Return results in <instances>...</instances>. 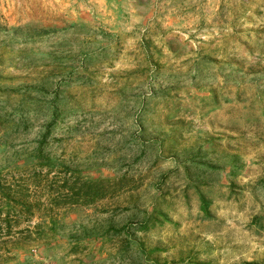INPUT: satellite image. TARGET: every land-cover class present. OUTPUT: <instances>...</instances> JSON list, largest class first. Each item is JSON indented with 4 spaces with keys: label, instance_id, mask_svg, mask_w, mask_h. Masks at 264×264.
Returning <instances> with one entry per match:
<instances>
[{
    "label": "rangeland",
    "instance_id": "obj_1",
    "mask_svg": "<svg viewBox=\"0 0 264 264\" xmlns=\"http://www.w3.org/2000/svg\"><path fill=\"white\" fill-rule=\"evenodd\" d=\"M66 168L130 183L57 208ZM1 174L41 205L0 264H264V0H0Z\"/></svg>",
    "mask_w": 264,
    "mask_h": 264
},
{
    "label": "trees",
    "instance_id": "obj_2",
    "mask_svg": "<svg viewBox=\"0 0 264 264\" xmlns=\"http://www.w3.org/2000/svg\"><path fill=\"white\" fill-rule=\"evenodd\" d=\"M57 121V115L53 117L50 124H54ZM43 150L39 149L38 153L34 156L33 160L41 162L43 160ZM32 161V164H34ZM47 161V160H46ZM52 161L48 159L46 166H52ZM71 170L66 168L64 171L65 176L59 177L55 175L57 181L56 189L48 191L50 199L49 202L54 204L55 207L65 206H89L96 202L105 199L107 197L115 196L120 190H123L130 180L127 178H121L118 180L96 178L90 179L85 178L81 175L71 172L70 175L67 172ZM49 172L42 175L41 171H36L33 175L36 183L34 186L39 187L47 178ZM63 178V179H61ZM46 182L48 180H45ZM34 191L31 189L28 183H22L21 181L11 182L8 180L6 175L0 176V247L5 245L8 240L13 239L17 235H23L28 233L29 236L33 232L30 231L29 227H22L23 224L29 223L32 216L35 214V209L38 208L41 203L40 200H34ZM211 203L203 195L200 197V210L205 217L211 215ZM169 222L168 217L163 213L153 214L147 220L143 221L138 225V229L143 233H148L151 226H154L158 222L163 221ZM116 234H122L125 232V227L121 229H114ZM79 242L77 243V247ZM130 244L128 243V247ZM76 247V248H77ZM158 251V249H157ZM152 251L154 254L157 252ZM143 252V251H142ZM181 264H211L210 262H202L199 260L191 259L188 262ZM251 264V263H242Z\"/></svg>",
    "mask_w": 264,
    "mask_h": 264
}]
</instances>
